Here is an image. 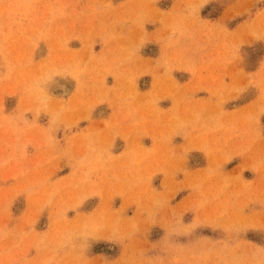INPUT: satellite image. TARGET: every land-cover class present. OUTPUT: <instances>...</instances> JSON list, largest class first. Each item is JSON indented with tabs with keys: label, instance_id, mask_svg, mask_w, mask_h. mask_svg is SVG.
I'll use <instances>...</instances> for the list:
<instances>
[{
	"label": "rangeland",
	"instance_id": "374dc122",
	"mask_svg": "<svg viewBox=\"0 0 264 264\" xmlns=\"http://www.w3.org/2000/svg\"><path fill=\"white\" fill-rule=\"evenodd\" d=\"M169 1L0 0V264H264V0Z\"/></svg>",
	"mask_w": 264,
	"mask_h": 264
},
{
	"label": "crops",
	"instance_id": "0c3cea01",
	"mask_svg": "<svg viewBox=\"0 0 264 264\" xmlns=\"http://www.w3.org/2000/svg\"><path fill=\"white\" fill-rule=\"evenodd\" d=\"M170 4H171V1L168 0L167 4L165 5V8H163V9H169ZM203 8H202V10H203ZM202 10H200V12H202ZM222 14H223V8L219 11V13L217 12V14H215L214 16L211 14H208V15L204 14V16H205L204 18H205V20H208L211 23V22L217 21L218 18L222 16ZM205 26H213V24L207 23ZM107 112L109 113L108 109H107ZM83 126H85V125H83ZM179 143H182V142L180 141ZM150 144H152L151 140H147L146 145L149 146ZM195 155H197V161H198L197 166L198 167H205L208 164V158H207L205 153L195 152ZM229 167H231V166L227 165V168H229Z\"/></svg>",
	"mask_w": 264,
	"mask_h": 264
},
{
	"label": "bare ground",
	"instance_id": "6f19581e",
	"mask_svg": "<svg viewBox=\"0 0 264 264\" xmlns=\"http://www.w3.org/2000/svg\"><path fill=\"white\" fill-rule=\"evenodd\" d=\"M58 84V83H57ZM64 87V86H63ZM65 88V87H64ZM62 90H63V88H62ZM66 91H67V89H65ZM65 93V92H64ZM67 93V92H66Z\"/></svg>",
	"mask_w": 264,
	"mask_h": 264
}]
</instances>
